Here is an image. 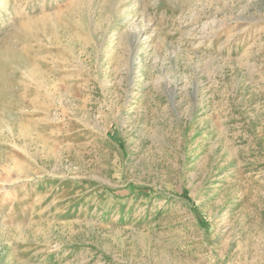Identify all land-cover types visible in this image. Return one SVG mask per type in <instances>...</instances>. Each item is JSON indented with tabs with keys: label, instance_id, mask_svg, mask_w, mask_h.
Segmentation results:
<instances>
[{
	"label": "rangeland",
	"instance_id": "374dc122",
	"mask_svg": "<svg viewBox=\"0 0 264 264\" xmlns=\"http://www.w3.org/2000/svg\"><path fill=\"white\" fill-rule=\"evenodd\" d=\"M0 264H264V0H0Z\"/></svg>",
	"mask_w": 264,
	"mask_h": 264
}]
</instances>
